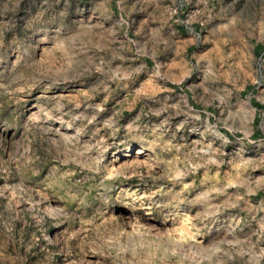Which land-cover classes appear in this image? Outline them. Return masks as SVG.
<instances>
[{
  "label": "rangeland",
  "instance_id": "rangeland-1",
  "mask_svg": "<svg viewBox=\"0 0 264 264\" xmlns=\"http://www.w3.org/2000/svg\"><path fill=\"white\" fill-rule=\"evenodd\" d=\"M0 264H264V0H0Z\"/></svg>",
  "mask_w": 264,
  "mask_h": 264
},
{
  "label": "bare ground",
  "instance_id": "bare-ground-1",
  "mask_svg": "<svg viewBox=\"0 0 264 264\" xmlns=\"http://www.w3.org/2000/svg\"><path fill=\"white\" fill-rule=\"evenodd\" d=\"M141 152V149H138L137 153H140Z\"/></svg>",
  "mask_w": 264,
  "mask_h": 264
}]
</instances>
